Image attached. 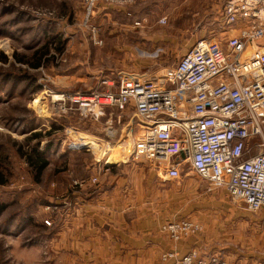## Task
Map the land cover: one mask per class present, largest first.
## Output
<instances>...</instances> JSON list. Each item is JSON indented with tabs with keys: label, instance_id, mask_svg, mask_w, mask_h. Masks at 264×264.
Segmentation results:
<instances>
[{
	"label": "rangeland",
	"instance_id": "1",
	"mask_svg": "<svg viewBox=\"0 0 264 264\" xmlns=\"http://www.w3.org/2000/svg\"><path fill=\"white\" fill-rule=\"evenodd\" d=\"M191 1L195 3L177 10L167 7V2L153 6L143 0L122 5L99 2L92 23L99 27L102 43L94 44L83 23L87 11L83 0H0V174L5 178L0 184V205L7 206L0 215V264H48L39 254L45 257L42 248L71 214V195L83 188L75 186L74 181L87 178L82 173L83 163L94 162L98 154L96 150H69L66 137L70 130L114 146L120 145L130 131L131 138L139 133L131 108L124 112L108 109L96 120L79 112L70 114L68 109L63 112L52 96L62 92L87 95L96 90L97 78L110 68L161 76L165 68L216 27L220 0H216L217 7H213L212 0ZM39 57L41 65L35 67ZM37 132L42 134L40 140L31 138L30 145H39L49 160L40 181L35 180V170L19 150H27L26 138ZM113 152V160L116 154L118 159L123 156L122 147ZM100 173L93 184L100 183ZM153 174L160 176L158 168L153 167ZM67 180L74 187L65 189ZM159 182L167 195L164 223L187 218L200 223L204 232L213 227L222 229L225 222L234 221L229 217L233 210L253 216L264 212V208L258 212L246 209L244 202L232 199L225 188L195 173L188 162L180 179ZM75 203L79 199L72 205ZM247 220L244 246L264 249V218ZM252 234L258 236L253 241ZM198 238L204 239L202 234L195 236ZM210 246L200 250L207 254ZM249 259L264 261V256ZM161 262L165 263L163 259Z\"/></svg>",
	"mask_w": 264,
	"mask_h": 264
},
{
	"label": "built area",
	"instance_id": "2",
	"mask_svg": "<svg viewBox=\"0 0 264 264\" xmlns=\"http://www.w3.org/2000/svg\"><path fill=\"white\" fill-rule=\"evenodd\" d=\"M102 1L122 5L134 0H83V23L94 44L102 43L99 27L92 23ZM215 24L207 38L161 76L121 70L116 78L102 80L108 86L102 90L52 96L63 112L77 110L85 117L131 108L139 126L138 134L131 138L130 131L116 146L70 130L69 150L98 151L95 175L75 180V186L96 183L102 168L121 161L150 164L161 177L177 180L188 162L195 173L225 188L250 211L264 208V0H220ZM116 147L123 148V156L118 159L116 154L113 160ZM161 229L180 242L199 234L202 225L183 218L167 221ZM162 259L171 264H245L197 248L184 254L169 250Z\"/></svg>",
	"mask_w": 264,
	"mask_h": 264
},
{
	"label": "crops",
	"instance_id": "3",
	"mask_svg": "<svg viewBox=\"0 0 264 264\" xmlns=\"http://www.w3.org/2000/svg\"><path fill=\"white\" fill-rule=\"evenodd\" d=\"M143 1L149 6L167 2V7L172 10L192 2ZM211 4L213 7L218 6L216 0H212ZM118 69L110 68L106 75L99 76L96 89L108 87L102 80L114 78ZM77 112L71 110L70 114ZM103 116L87 117L97 120ZM87 122L93 127L97 126L92 121L84 123ZM76 154L81 155L82 152ZM69 162L68 165L71 166L72 160ZM83 167L82 173L87 177L86 180L95 175L97 165L94 162L85 161ZM153 167L146 163L125 166L113 164L104 168L106 170L103 172L102 168L99 184L86 181L83 188L80 187L81 192H73L70 198L71 208L68 210L71 214L61 228L54 229V237L42 248L43 251L46 250L47 259L43 254H39L40 258L48 264H162V255L166 251L176 249L180 254H184L191 248L200 249L211 245V251H207V254L219 253L231 262L238 260L245 264H264V261L249 259L255 255L264 256V249L245 247L242 241L248 238L244 232L249 223L247 218L256 221L258 217L264 218V212L257 211L253 216L246 211L233 210L229 215L234 218V221H228L230 226L225 222L222 229L209 228L180 242H173L161 229L167 195L166 190L161 189L159 179L166 181V178L155 177ZM71 183L70 180L64 181L65 189L74 187ZM77 199L79 203L72 205ZM157 210L160 213L156 214ZM200 234L204 239L196 240L195 236ZM251 236L252 241L254 237H258L256 234ZM164 264L171 262L165 261Z\"/></svg>",
	"mask_w": 264,
	"mask_h": 264
},
{
	"label": "trees",
	"instance_id": "4",
	"mask_svg": "<svg viewBox=\"0 0 264 264\" xmlns=\"http://www.w3.org/2000/svg\"><path fill=\"white\" fill-rule=\"evenodd\" d=\"M62 43L60 42V45ZM58 50H62V47L59 46L57 47ZM41 56V55H40ZM41 57L37 58V62L34 63L35 67H39L41 65L40 61ZM42 134L40 133H34L31 137L26 138V143H27V150H24L23 147H19V150L22 155L25 156L28 164L30 167H32L35 170L36 173V181H40L41 175L44 172V170L48 167L49 165V160L45 158L43 152L38 148L39 145H30L32 139L31 138H36L40 140ZM39 143V142H38ZM5 183V178L3 177L2 174H0V184ZM7 208L5 204L0 205V215L1 213Z\"/></svg>",
	"mask_w": 264,
	"mask_h": 264
},
{
	"label": "bare ground",
	"instance_id": "5",
	"mask_svg": "<svg viewBox=\"0 0 264 264\" xmlns=\"http://www.w3.org/2000/svg\"><path fill=\"white\" fill-rule=\"evenodd\" d=\"M54 98L58 99L59 97H58V95H56Z\"/></svg>",
	"mask_w": 264,
	"mask_h": 264
}]
</instances>
